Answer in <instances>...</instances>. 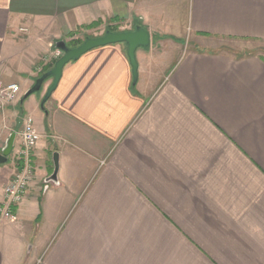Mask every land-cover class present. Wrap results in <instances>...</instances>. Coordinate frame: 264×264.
I'll use <instances>...</instances> for the list:
<instances>
[{
    "label": "crops",
    "instance_id": "crops-1",
    "mask_svg": "<svg viewBox=\"0 0 264 264\" xmlns=\"http://www.w3.org/2000/svg\"><path fill=\"white\" fill-rule=\"evenodd\" d=\"M138 25L135 85L121 43L69 63L44 109L52 79L22 102L57 42ZM211 37L264 42V0H0V85L21 91L0 103V139L17 134L0 204L26 119L40 136L0 264H264V58L208 51Z\"/></svg>",
    "mask_w": 264,
    "mask_h": 264
},
{
    "label": "water",
    "instance_id": "water-1",
    "mask_svg": "<svg viewBox=\"0 0 264 264\" xmlns=\"http://www.w3.org/2000/svg\"><path fill=\"white\" fill-rule=\"evenodd\" d=\"M121 43H125L128 46V58L133 72V85H135L138 81L139 70V65L136 59V51L139 48H148L150 45V34L142 25L136 26L134 30L131 31H107L105 35L101 37H89L80 46L75 48L68 47L65 41L57 42L56 48L62 53V56L56 61L53 69L43 74L36 80L34 86L25 94L22 102L33 94L39 93L43 89L45 82L52 79L53 82L41 102V108L44 109L46 102L51 98L52 94L55 92L60 83L64 68L69 63L78 61L83 55L90 52L91 50ZM16 137L17 134L12 133L5 141L0 152V166L8 162L9 157L15 148ZM53 162L54 172L51 177L46 180L45 190L48 189L49 183L57 182L59 172V155L57 153H55L53 156Z\"/></svg>",
    "mask_w": 264,
    "mask_h": 264
},
{
    "label": "built area",
    "instance_id": "built-area-1",
    "mask_svg": "<svg viewBox=\"0 0 264 264\" xmlns=\"http://www.w3.org/2000/svg\"><path fill=\"white\" fill-rule=\"evenodd\" d=\"M60 58L62 53L56 52ZM20 87L17 84L0 85V103L13 104L18 101ZM40 140L39 133L32 118L25 121L21 132V146L17 152L18 161L22 162V167L13 175L9 183L5 186L4 197L0 204V225L14 219V208L21 205L25 195L29 192L35 177L36 169L32 163V151ZM4 146L0 139V152Z\"/></svg>",
    "mask_w": 264,
    "mask_h": 264
},
{
    "label": "rangeland",
    "instance_id": "rangeland-1",
    "mask_svg": "<svg viewBox=\"0 0 264 264\" xmlns=\"http://www.w3.org/2000/svg\"><path fill=\"white\" fill-rule=\"evenodd\" d=\"M93 29V28H91ZM116 27H109L107 31H112V32H120V31H115ZM86 30H90V28L86 29ZM86 30H81L79 29V31L77 32L78 34H72L70 36H68L69 38L74 37L75 35H80V40L79 41H68L67 45L69 47L74 46V45H80V43L82 44L85 39L88 37H101L103 35H105V33L101 32V33H96V34H100L99 36H93L95 35L94 33H91L93 31H89L90 33H88ZM106 31V32H107ZM88 33V34H87ZM66 41V40H65ZM206 45H207V49L208 51H215V52H224V53H229L232 54L234 56H248V55H258L264 58V42H256V41H249V40H237V39H228V38H206ZM56 56V55H55ZM56 59H58V57L56 56ZM56 61V60H54ZM55 62L52 63V65H50V67H54ZM49 82V80L46 81ZM51 82V79H50ZM35 96V94L33 95ZM35 98V97H34ZM9 162L12 160V156L9 157ZM33 185V184H32ZM24 215H20L19 220H23L20 222V224L18 225L19 228V233L21 235H23L24 237L26 235L29 234V230L30 233L32 234V230L31 228L34 227V223H31L33 218L31 217V214H29L28 212L26 213L25 211L23 212ZM15 220V216L14 219ZM24 225L25 230L22 228V226ZM30 235V234H29ZM32 242V241H31ZM9 243H14V250H16V236H10V241ZM31 244H28L23 252V255L25 254V263L29 260L32 259V255L29 256V246ZM23 251V248L21 247L20 251ZM20 251L18 252V254L16 255V262L19 263V259H20ZM32 261V260H31ZM28 264V263H26Z\"/></svg>",
    "mask_w": 264,
    "mask_h": 264
}]
</instances>
